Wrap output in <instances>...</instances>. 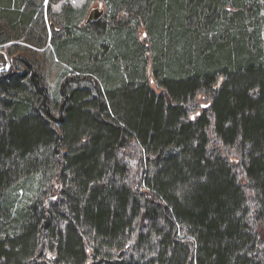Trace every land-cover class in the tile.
<instances>
[{
  "label": "trees",
  "instance_id": "1",
  "mask_svg": "<svg viewBox=\"0 0 264 264\" xmlns=\"http://www.w3.org/2000/svg\"><path fill=\"white\" fill-rule=\"evenodd\" d=\"M61 1L0 0V264H264V2Z\"/></svg>",
  "mask_w": 264,
  "mask_h": 264
},
{
  "label": "rangeland",
  "instance_id": "2",
  "mask_svg": "<svg viewBox=\"0 0 264 264\" xmlns=\"http://www.w3.org/2000/svg\"><path fill=\"white\" fill-rule=\"evenodd\" d=\"M49 2L50 0H44V3H43L45 7L46 15L48 14V16L50 14V8H48ZM65 4L72 5L80 12H83L79 14L78 22L80 21L85 22L87 18L89 17V15L95 10L103 11V13L105 12L107 16L105 18L106 22L102 21V24H100L101 26H105L106 28L105 32L106 31L108 32V30L110 29V26L112 25L110 21H112L113 15L116 12L113 4L105 0H75V2H73V0H63L60 3L52 6V14H54L53 16H54V19H55L54 21L56 22V24L62 23V20H63L62 12H63V6ZM119 16H120V19L124 18V15L122 12L119 13ZM146 31H147V28L144 25H140L139 32H138L139 38H141L142 42H147L148 44H151L150 39H148L149 36H147V38L145 37ZM50 33L52 32L50 31ZM263 37H264V32H263ZM49 42L50 41H48V44H50ZM20 43L22 45H29V43H27L26 40H22L20 41ZM43 50L45 52V49H42L40 51H43ZM0 52L6 55V58L8 60L7 62V68H8L10 66L11 56L8 55V53L5 51V49L2 46L0 47ZM149 56L151 57V54H149ZM150 57L149 59H151ZM44 59L47 62H49V58H47L46 55ZM50 64L51 65L49 67L45 68L46 70L44 72L47 76V81L50 86V89L54 93L58 91V87L60 86L62 80H64L66 77L72 76L73 71H75L76 69L75 67L73 66L71 67L67 62L62 61L60 59L55 60L53 61V63H50ZM90 78H91L90 80L88 79L84 80L82 84H73L72 87H83V88H90L94 90L93 83H97L98 79L96 75H93V77H90Z\"/></svg>",
  "mask_w": 264,
  "mask_h": 264
},
{
  "label": "water",
  "instance_id": "3",
  "mask_svg": "<svg viewBox=\"0 0 264 264\" xmlns=\"http://www.w3.org/2000/svg\"><path fill=\"white\" fill-rule=\"evenodd\" d=\"M103 15V11L95 10L90 17L88 18L87 22H92L93 19H98Z\"/></svg>",
  "mask_w": 264,
  "mask_h": 264
},
{
  "label": "snow or ice",
  "instance_id": "4",
  "mask_svg": "<svg viewBox=\"0 0 264 264\" xmlns=\"http://www.w3.org/2000/svg\"><path fill=\"white\" fill-rule=\"evenodd\" d=\"M73 2H75V0H73ZM262 2H264V0H262Z\"/></svg>",
  "mask_w": 264,
  "mask_h": 264
}]
</instances>
